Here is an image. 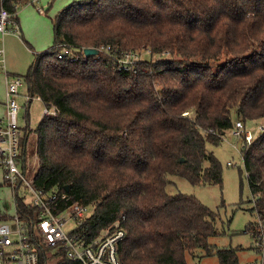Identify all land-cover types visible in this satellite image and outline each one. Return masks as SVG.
<instances>
[{"label": "trees", "instance_id": "1", "mask_svg": "<svg viewBox=\"0 0 264 264\" xmlns=\"http://www.w3.org/2000/svg\"><path fill=\"white\" fill-rule=\"evenodd\" d=\"M29 3L0 0L12 13ZM50 20L53 45L18 74L55 110L33 129L36 188L57 196L56 211L92 207L78 232L94 237L119 221L122 264H189L208 254L239 264L238 247L208 241L218 232L214 212L167 186L170 175L220 184L221 163L206 144H218L237 118H264V0H81ZM58 43L78 55L100 51L59 59ZM141 51L160 57L119 68L123 53ZM241 152L257 215L246 231L264 243V129Z\"/></svg>", "mask_w": 264, "mask_h": 264}, {"label": "built area", "instance_id": "2", "mask_svg": "<svg viewBox=\"0 0 264 264\" xmlns=\"http://www.w3.org/2000/svg\"><path fill=\"white\" fill-rule=\"evenodd\" d=\"M38 10L42 11L41 8ZM15 17V12L12 13L0 5V70L4 75L5 86V113L0 118V170L4 182L14 190V193L20 191L23 194L16 195L14 214L7 219H0V264H54L61 257L81 264H122L119 245L126 231L119 221H116L111 229L103 230L94 237L87 232H78V229L66 232L63 226L69 219L75 220L80 226L90 215L89 205L71 202L56 211L54 207L57 204V196L34 185L31 165L26 163L22 155L23 150L26 152V145L18 124L20 105L16 97L19 87L24 83L20 75L8 74L3 48L6 34L20 33ZM56 47L59 59L77 61L87 58L83 50L81 55H78L65 43H58ZM108 48L102 47L104 50ZM138 54L123 53L117 58V65L119 68L135 71V63L140 60ZM24 98L25 102L29 103L33 96L28 93ZM187 112L184 111L182 114L185 115ZM54 113L53 108H44L43 116ZM263 129L264 123L257 124L254 129H246L244 121L236 120L231 132L241 136L243 142L248 145ZM19 203L22 205L20 208ZM255 244L258 247V256L264 255V243ZM254 263L262 264V259L249 261L247 264Z\"/></svg>", "mask_w": 264, "mask_h": 264}, {"label": "rangeland", "instance_id": "3", "mask_svg": "<svg viewBox=\"0 0 264 264\" xmlns=\"http://www.w3.org/2000/svg\"><path fill=\"white\" fill-rule=\"evenodd\" d=\"M78 1L81 0H37L19 8L17 17L21 33H9L3 39L7 70L14 74H24L34 59V54L44 52L53 45L50 17L55 16L63 7ZM38 8H42V11H39ZM25 41L30 45L28 46ZM159 57L160 55H150L147 51H141L138 54L140 60L147 58V60L156 61ZM27 94V86L23 84L19 87L16 97L20 105L18 124L24 128L26 118H28V126L34 128L43 116L45 107L40 99L33 97L27 112L23 107L24 96ZM4 102V78L0 73V118L5 113ZM236 120L241 119L237 118ZM244 123L246 129H254L257 124L264 123V118L257 121L247 120ZM33 133L32 129L27 139L25 160L31 165L32 174H35V138ZM242 142L243 138L232 134L229 129L218 144H206L207 149L221 163L222 182L220 184H192L184 177L170 175L167 191L170 194H191L214 212V226L218 232L208 238L210 244L218 248L238 247L239 264H247L249 261L255 262L261 259L264 264V255L258 256L259 251L255 249L256 244L251 233L246 231V226L257 221V215L255 211L251 210V195L241 152ZM16 195L23 196L20 191L14 193V190L4 182L2 170H0V213L6 214L7 218L15 212ZM92 211V207L89 206L88 213L90 214ZM10 220L9 218L8 221ZM78 227L79 225L73 219H69L63 226L66 232L76 230ZM187 259L189 264H219L215 254Z\"/></svg>", "mask_w": 264, "mask_h": 264}, {"label": "crops", "instance_id": "4", "mask_svg": "<svg viewBox=\"0 0 264 264\" xmlns=\"http://www.w3.org/2000/svg\"><path fill=\"white\" fill-rule=\"evenodd\" d=\"M41 10H42V8H41ZM16 15H17V13H16ZM17 24H18V26H19V20H18V17H17ZM19 30H20V33H21V28H20V26H19ZM9 34V33H8ZM7 35V34H6ZM3 48H4V45H3ZM6 69H7V67H6ZM7 72H8V74H10V75H16V74H14V72H10V71H8L7 70ZM0 73L2 74V76H3V78H4V75H3V73L1 72V70H0ZM4 88H5V86H4ZM30 103H31V101L29 102V103H24V108L26 109V111L28 112V110H29V108H30ZM4 106H5V102H4ZM28 114V113H27ZM42 118V117H41ZM35 127L36 126H34V128H30V126H28V118H26V125H25V127L24 128H21L20 127V129H21V131H22V134L25 136V134L27 133V130L29 131V130H31V129H35Z\"/></svg>", "mask_w": 264, "mask_h": 264}, {"label": "water", "instance_id": "5", "mask_svg": "<svg viewBox=\"0 0 264 264\" xmlns=\"http://www.w3.org/2000/svg\"><path fill=\"white\" fill-rule=\"evenodd\" d=\"M83 52L86 57H89V56L96 55L99 51L97 48H94V47H86L83 49ZM65 188L67 189V186H65Z\"/></svg>", "mask_w": 264, "mask_h": 264}]
</instances>
